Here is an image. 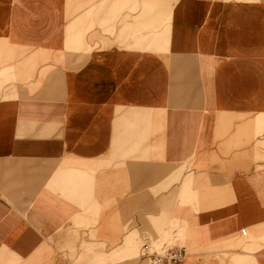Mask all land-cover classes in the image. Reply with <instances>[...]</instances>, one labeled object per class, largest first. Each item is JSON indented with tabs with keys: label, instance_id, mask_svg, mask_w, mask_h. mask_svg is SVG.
<instances>
[{
	"label": "crops",
	"instance_id": "0c3cea01",
	"mask_svg": "<svg viewBox=\"0 0 264 264\" xmlns=\"http://www.w3.org/2000/svg\"><path fill=\"white\" fill-rule=\"evenodd\" d=\"M134 233L264 264V0H0V264Z\"/></svg>",
	"mask_w": 264,
	"mask_h": 264
},
{
	"label": "built area",
	"instance_id": "2783aa9c",
	"mask_svg": "<svg viewBox=\"0 0 264 264\" xmlns=\"http://www.w3.org/2000/svg\"><path fill=\"white\" fill-rule=\"evenodd\" d=\"M138 257L147 260L150 264H182L185 249L171 248L165 242H158L144 233L141 235Z\"/></svg>",
	"mask_w": 264,
	"mask_h": 264
},
{
	"label": "rangeland",
	"instance_id": "374dc122",
	"mask_svg": "<svg viewBox=\"0 0 264 264\" xmlns=\"http://www.w3.org/2000/svg\"><path fill=\"white\" fill-rule=\"evenodd\" d=\"M178 226V224H173V223H166L164 225H160L158 227H155V230H156V233L160 236H163V235H166L165 236V239L168 238V236L170 237L171 236V233H172V230ZM183 235V231H181L179 229L178 231V236H182ZM152 238H154V236L150 235ZM141 245V240L140 238L138 239V233H134L132 235V238L131 236H128L126 238V241H125V255L127 257H135L137 256L138 254V251H139V247Z\"/></svg>",
	"mask_w": 264,
	"mask_h": 264
},
{
	"label": "bare ground",
	"instance_id": "6f19581e",
	"mask_svg": "<svg viewBox=\"0 0 264 264\" xmlns=\"http://www.w3.org/2000/svg\"><path fill=\"white\" fill-rule=\"evenodd\" d=\"M164 242V241H163Z\"/></svg>",
	"mask_w": 264,
	"mask_h": 264
}]
</instances>
